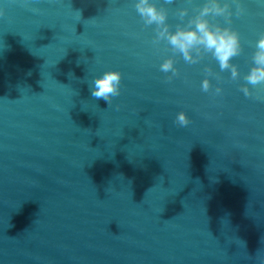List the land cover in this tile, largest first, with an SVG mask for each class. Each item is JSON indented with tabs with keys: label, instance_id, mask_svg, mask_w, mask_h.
<instances>
[{
	"label": "water",
	"instance_id": "water-1",
	"mask_svg": "<svg viewBox=\"0 0 264 264\" xmlns=\"http://www.w3.org/2000/svg\"><path fill=\"white\" fill-rule=\"evenodd\" d=\"M243 2L242 76L264 32V0ZM0 9V264H264V101L242 78L222 73L213 97L200 85L218 65L178 59L165 83L170 53L132 0ZM108 70L123 74L110 105L89 89Z\"/></svg>",
	"mask_w": 264,
	"mask_h": 264
},
{
	"label": "clouds",
	"instance_id": "clouds-1",
	"mask_svg": "<svg viewBox=\"0 0 264 264\" xmlns=\"http://www.w3.org/2000/svg\"><path fill=\"white\" fill-rule=\"evenodd\" d=\"M175 3L176 0H132L140 22L145 28L153 29L152 47L158 53H170L159 64V71L165 74L164 82L171 83L180 76L178 59L187 65H196L210 58L218 65L219 71H215L210 64L204 66L205 78L200 85L202 92L212 93L213 97L220 96L223 88L217 86L213 92L212 80L224 82L222 73L230 72V82L241 78L245 82L239 88L245 97L264 101V95H261L264 92V32L258 33L254 43L249 42L254 47L249 58V71L242 76L239 65L233 63V59L244 52L241 34L232 26L233 17L241 18L248 14L243 0H203V3L185 0L184 6L169 7ZM30 10L40 11L37 8ZM4 15L5 11L0 9V17ZM170 16L178 21L175 25L169 22ZM162 44L165 47L161 48ZM122 81L120 71H105L89 84L91 96L110 105L115 97L120 96ZM253 89L257 91L254 93ZM190 123L187 112L176 114L177 126L184 128Z\"/></svg>",
	"mask_w": 264,
	"mask_h": 264
}]
</instances>
